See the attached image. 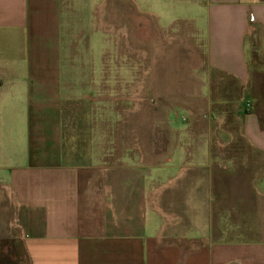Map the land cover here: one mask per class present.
Returning a JSON list of instances; mask_svg holds the SVG:
<instances>
[{
	"label": "crops",
	"instance_id": "0c3cea01",
	"mask_svg": "<svg viewBox=\"0 0 264 264\" xmlns=\"http://www.w3.org/2000/svg\"><path fill=\"white\" fill-rule=\"evenodd\" d=\"M86 1L0 0V243H9L3 248L23 254L27 264H264V162L256 177L259 240L222 241L211 220L213 172L200 162L205 155L195 147L198 138H122L125 101L140 95L124 86L123 55L112 71L104 51L92 72L84 67L90 56L81 55L80 71L67 59L69 20L71 30L90 32L91 47L96 30L126 34L127 26L106 18L103 0H89L102 13L99 29L94 22L85 28ZM129 1L137 26L147 21L171 29L178 18L189 19L200 40L199 85L214 91L218 84L230 93L236 87L253 99L240 129L264 160V0ZM73 21L81 27L72 29ZM253 45L260 60L250 63ZM191 93L154 79L148 96L158 97L159 107L180 105L193 114L186 106ZM69 103L71 113L90 117L92 128L90 141L71 135V149L63 130ZM143 110L136 127L151 123Z\"/></svg>",
	"mask_w": 264,
	"mask_h": 264
},
{
	"label": "rangeland",
	"instance_id": "374dc122",
	"mask_svg": "<svg viewBox=\"0 0 264 264\" xmlns=\"http://www.w3.org/2000/svg\"><path fill=\"white\" fill-rule=\"evenodd\" d=\"M116 1L103 0L102 8H105L106 18L113 22L114 26H127L126 34L109 28H105L101 32L96 30L99 29L97 18L101 17L102 13L96 7L95 1L87 0L85 4L81 5L84 18L87 19L85 28L93 26L91 22H94L97 27L96 31L94 29L93 31L99 36L91 47V42L88 45L90 32L85 31L82 35L83 31L81 30H71V20L67 21L66 29L63 32L65 42L68 44L66 54L69 57L67 59L74 62L73 68L76 62V69L80 71L81 55L87 58L90 56L84 67L87 66L86 70L92 72L99 68L100 55L104 51L103 54L109 61L107 70L112 71L115 66L113 64L115 57H119V54L123 55L122 59L127 65L125 66L127 69L125 70L124 86L130 87L131 90L132 87H135L136 92L140 91V95H137V100H131L132 104L125 101L127 104L125 110L122 111L125 123L119 130L120 136L132 138L137 135L157 134L172 138L179 135L187 136V138L193 135L198 138L195 139V147L205 155V159L200 162L213 172L212 178L214 177L213 186L210 188V205L211 220L216 237L222 241L259 240L261 210L258 189L260 187L256 177L264 160L244 140L240 129L241 117L251 110L253 99L250 98L252 104L250 109L240 110L239 108L243 107L241 102L243 94L240 89H236L235 86L234 89L231 85L235 92L232 90L233 92L230 93V89L229 91L217 89L218 84H215L214 91L199 85L200 76L196 68L198 62L195 42L200 40H195L188 24V18H178V23L171 29L168 27L157 28L156 25L151 27L147 21L143 25L137 26L133 15L130 14L131 2L129 0ZM146 18L151 23H155L153 17L146 15ZM73 19L75 20V16ZM72 25V29L81 27L78 21H73ZM100 36L107 38V45ZM71 42H73L72 45ZM125 42L130 46H127ZM254 42L256 43V40H253ZM3 50L4 45L1 38L0 55ZM248 57L250 63L256 62L257 59L260 60L256 46L254 48L253 45L249 50ZM255 66L257 65L254 64ZM68 67L71 69V63H68ZM154 79L160 82H170L173 87L180 84L182 90L191 89L192 93L189 95L191 99L186 106L192 109L191 112L194 115L180 105L173 104L170 111L166 109L167 107H159V98L155 95L148 96ZM128 95H124V97ZM244 95L249 98L248 94L244 93ZM147 104H150L151 108H147ZM182 104L185 105V103ZM68 105L70 109L67 119L69 121L63 130L67 135L68 147L71 149V135H78L82 140L90 141L92 128L89 122L90 117L88 120L85 119L84 113L79 111L71 113V103ZM144 107L146 110H143V115L147 114L152 119L151 123H148L147 126L136 127L137 120L142 118L141 113ZM158 107L161 109L154 113ZM155 119L158 120L155 121ZM113 128V126L107 128L109 133L113 132ZM72 140L77 139L73 137ZM125 143H127L126 147L133 146L132 141ZM85 144L83 143V145ZM188 145L190 149L189 142ZM216 174L217 176H215ZM6 239L0 243V263L27 264L23 254L11 253L12 248H8L9 251L3 248L4 245L9 244L7 243L8 238Z\"/></svg>",
	"mask_w": 264,
	"mask_h": 264
},
{
	"label": "built area",
	"instance_id": "2783aa9c",
	"mask_svg": "<svg viewBox=\"0 0 264 264\" xmlns=\"http://www.w3.org/2000/svg\"><path fill=\"white\" fill-rule=\"evenodd\" d=\"M242 94H243V96H241V102L243 103V107L241 108H239L240 110L241 109H243V110H245V109H250L252 106V104H251V102H250V98H247L245 95H244V92H242Z\"/></svg>",
	"mask_w": 264,
	"mask_h": 264
}]
</instances>
